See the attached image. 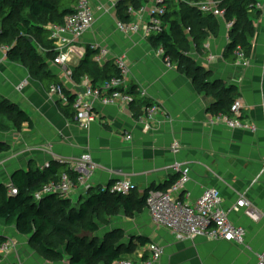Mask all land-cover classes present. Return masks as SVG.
Here are the masks:
<instances>
[{
	"label": "crops",
	"instance_id": "obj_1",
	"mask_svg": "<svg viewBox=\"0 0 264 264\" xmlns=\"http://www.w3.org/2000/svg\"><path fill=\"white\" fill-rule=\"evenodd\" d=\"M256 1L261 16L247 57L249 65L226 61L231 30L225 18L213 16L217 24L213 28L205 26V40L198 47L187 31L188 53L195 60L190 68L168 64L164 48L153 44L154 36L145 37L143 32L121 34L114 0H92V29L74 43L67 68L48 60L49 68L66 90L77 95L85 83H76L72 73L85 59L90 45L110 49L111 59L100 65L102 69L115 66L114 57L125 56L130 74L122 90L128 93L136 87L144 103L157 104L161 109L148 132L141 123L146 113L136 118L123 100L111 106L97 103L96 121L89 127L80 126L74 118L65 116L60 100L50 95L26 66L0 54V103L17 106L31 119V123L17 125L5 119L0 127V142L10 148L0 154V184L9 185L17 171L31 167L43 171L51 163L71 164L90 154L97 165L90 179L93 190H106L110 184L129 180L136 186L133 193L140 198L146 191L169 182L175 176L170 170L175 163H186L191 169L190 182L175 195L181 201L194 204L206 189L215 188L222 194L224 209L233 207L241 196L256 208L258 222L244 211L230 215L233 222L246 228L248 248L203 238L177 240L167 228L152 223L147 205L132 218L123 209L118 215H106L111 222L106 234L121 229L125 234L123 245L135 241L132 255L125 256L132 261L147 259V247L154 243L163 254L153 264H256V254L264 252V0ZM135 13L130 12L132 21H147L146 15L140 19ZM196 72L207 75L209 83L236 86L243 104L240 118L255 124L257 131L228 128L218 119L221 115L210 114L208 110L216 99L200 91L194 81ZM175 142L181 146L177 154L171 148ZM78 192L71 199L75 204L89 196ZM0 234L18 245L16 253L0 263L70 264L67 256L62 260L42 257L31 247L28 237L20 236L14 227L0 224ZM137 238L148 243L143 247Z\"/></svg>",
	"mask_w": 264,
	"mask_h": 264
},
{
	"label": "trees",
	"instance_id": "obj_2",
	"mask_svg": "<svg viewBox=\"0 0 264 264\" xmlns=\"http://www.w3.org/2000/svg\"><path fill=\"white\" fill-rule=\"evenodd\" d=\"M207 0H162L160 7L166 9L163 18L169 28L159 36H154L153 44L164 48L165 57H170L173 64L193 68L195 60L189 56L192 41L200 45L205 40V26L213 28L217 21L212 15L206 16L197 6ZM218 3L224 12L227 23L233 24L230 31V43L225 59L236 63L239 54L246 57L252 52L253 39L256 33V22L260 18V10L256 0H212ZM147 0H119L116 5V16L119 21L131 22V10L135 12L145 5ZM77 0H0V46L9 47L8 59L14 64L28 68L30 74L49 90L52 85H61L59 77L49 68L48 60L53 61L58 52L50 38L49 25H63L65 19L76 11ZM195 45V47H196ZM191 53V52H190ZM97 52L87 49L85 59L75 68L72 78L76 83L89 79L94 87L101 86L112 79L121 78L114 65L102 69L94 61ZM194 81L200 91L212 94L216 102L209 108V113L231 115L232 105L239 99L236 86H225L222 83H209L207 75L194 74ZM69 103L60 107L68 118H74L72 104L75 94L64 89ZM127 95L132 97L130 104L136 118H142L150 107L140 98L139 89L132 88ZM7 123H31V119L17 106L0 103V127ZM9 145L0 142V154L9 150ZM64 175L73 181L79 175L73 172L67 163L54 162L43 171L31 167L25 171H17L11 183L0 184V224L14 227L20 236L28 237L31 247L42 257L50 260L69 258L70 264H114L132 255L135 241L130 246L123 245L125 234L121 229L110 232L104 240L90 238L85 233L95 235L100 231L97 219L106 214L114 216L124 210L133 216L146 206L150 190L140 198L133 192L128 196H114L106 189L90 190L87 199L78 204L63 195L53 194L36 199V195L52 182H59ZM174 176L165 185L151 190L165 191L177 180ZM17 190L16 195L11 191ZM83 230L84 233L80 232ZM139 239L144 247L148 241ZM9 239L0 234V245ZM64 250L61 251L60 247ZM0 254V261L2 260Z\"/></svg>",
	"mask_w": 264,
	"mask_h": 264
},
{
	"label": "built area",
	"instance_id": "obj_3",
	"mask_svg": "<svg viewBox=\"0 0 264 264\" xmlns=\"http://www.w3.org/2000/svg\"><path fill=\"white\" fill-rule=\"evenodd\" d=\"M118 1L114 0L115 7ZM161 2L162 0H147L145 5L135 13L136 17L140 19L146 15L147 21L142 23L141 21L122 22L118 20L117 30L123 35H134L143 32L145 37L163 34L167 30L163 21L166 9L159 6ZM195 6L204 14L225 18L224 12L220 10L218 3L215 1L207 0ZM131 13H133V10H131ZM94 21L92 0H77L75 13L68 16L63 25L48 26L50 38L58 52L53 60L55 66L67 68L71 60L70 53L74 43L92 29ZM227 26L231 30L233 24L228 23ZM90 49L97 52L94 61L99 65H103L108 59H111V52L107 47L92 44ZM9 50V47L0 46V54L4 56H7ZM166 62L171 63L170 57H166ZM238 62L245 67L249 65L247 57L242 53L239 54ZM114 64L121 78L112 79L97 87H94L89 79H84L85 88L75 96L72 104L75 113L74 119L80 126L89 127L96 121L95 109L97 103H101L103 106H111L115 102L123 100L129 105L131 104L132 97L122 90L130 74L128 61L125 56H118L114 57ZM64 89L63 85H52L49 94L58 98L62 104L67 105L69 101ZM141 94L144 96V93ZM242 106V100L238 99L231 107V115H221L218 119L228 128L256 132L257 126L255 124L241 120ZM160 113L161 109L157 104H152L147 109L145 119L141 120L147 132ZM127 139L131 140L132 138L127 136ZM171 148L174 154L181 151V146L177 142ZM69 166L73 172L79 175V178L73 181L69 176L64 175L59 182H52L45 186L36 195L38 201L47 195L53 194H60L73 199L72 197L77 195L79 190L85 194H89L90 190H93L90 179L92 173L97 169V165L92 156L84 154ZM170 170L173 171L175 176L179 177L178 180L165 191L150 190L149 192L146 205L152 223L167 228L177 240L203 238L209 241L230 242L239 247L248 248L246 228L233 222L230 215L244 211L247 217L258 222L260 214L256 208L241 196L233 207L224 209L222 194L215 188L206 189L194 204L185 203L175 195L181 194L190 182V166L186 163H175ZM135 188L136 186L132 182L123 180L113 184L109 188V192L114 196H128L135 191ZM11 193L16 195L18 192L13 189ZM17 249L18 245L9 239V241L0 245V254L5 255L17 251ZM147 251L149 252L147 259H144V257L139 261L124 259L114 264H153L158 262L163 254V249L154 243L148 245ZM256 259V264H264V252L257 253ZM17 264L23 263L19 262Z\"/></svg>",
	"mask_w": 264,
	"mask_h": 264
},
{
	"label": "rangeland",
	"instance_id": "obj_4",
	"mask_svg": "<svg viewBox=\"0 0 264 264\" xmlns=\"http://www.w3.org/2000/svg\"><path fill=\"white\" fill-rule=\"evenodd\" d=\"M105 216H106V214H103V215L99 216V218L97 219V221L99 222L100 228H101L100 233L99 234L97 233L99 240H103L106 237V235H107L106 234V230H107L106 228H107L108 225H111L110 224L111 222H108L106 220L107 218ZM130 217L132 218V216H130ZM80 232L84 233L83 230H80ZM85 234H86V236H89L90 235V234H87V233H85ZM60 250L61 251L64 250L63 246L60 247ZM14 253H16V252H11V253L5 254V255L2 256V259L3 258H8V256H10V255H12ZM17 256H18V254H17ZM0 262H2V260ZM0 264H5V261H3V263H0Z\"/></svg>",
	"mask_w": 264,
	"mask_h": 264
}]
</instances>
